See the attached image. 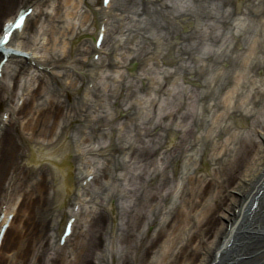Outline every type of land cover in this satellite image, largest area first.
Here are the masks:
<instances>
[{"label": "bare ground", "instance_id": "obj_1", "mask_svg": "<svg viewBox=\"0 0 264 264\" xmlns=\"http://www.w3.org/2000/svg\"><path fill=\"white\" fill-rule=\"evenodd\" d=\"M78 2L0 0V26L34 8L29 32L9 44L27 57L9 58L0 78V104L17 101L0 121V214L15 215L0 264L31 249L45 264H264V0H193L209 5L204 15L190 0ZM212 87L225 98L205 110L226 111L223 133L249 130L214 137L211 170L190 157L178 172L177 160L210 138L196 130ZM26 205L24 228L43 210L45 223L31 248L18 232L3 260ZM87 207L88 229L67 261L58 253Z\"/></svg>", "mask_w": 264, "mask_h": 264}, {"label": "rangeland", "instance_id": "obj_2", "mask_svg": "<svg viewBox=\"0 0 264 264\" xmlns=\"http://www.w3.org/2000/svg\"><path fill=\"white\" fill-rule=\"evenodd\" d=\"M127 2L128 0H117V3L118 2ZM76 2H78V0H76ZM190 4L191 6H193L194 10L197 12V13H200L201 15H204L206 14V12L209 11L210 7L208 8L209 5H201L200 3H196V2H193V0H190ZM79 3V2H78ZM100 4V3H99ZM82 7H84L83 4H79V9H81ZM43 10L45 12H50L51 14H54V11L53 10H50L49 9V4L47 3L45 6H43ZM64 11V9H63ZM62 11V12H63ZM30 18H33V16H31ZM44 18L45 16H43L41 22L44 21ZM240 18H244L243 16H240ZM162 20V17H159V16H156L155 18V22H158L160 23ZM41 22H38L39 24L35 26V31H36V28H40L42 23ZM238 23V22H236ZM29 24V23H28ZM55 24V23H54ZM58 22H56L55 25H57ZM29 28H30V24L29 26L26 28L25 30V33L29 32ZM34 33V32H33ZM85 39V37L81 38L79 40V42H77V47L80 46V43L83 42ZM20 42L22 43V40H20ZM236 55V54H235ZM201 65L202 64H208L207 62H203L200 63ZM136 65L137 64H134L133 67L136 68ZM214 66V65H213ZM215 68H218L219 71H222V70H227V67L223 66V65H217V66H214ZM173 71V70H172ZM218 71V70H217ZM123 72V71H122ZM212 73H210L208 75V78L212 77ZM261 78H264V74L263 76L261 77H258L257 80L260 81ZM23 82V81H22ZM214 87V86H213ZM211 90H209L208 92H210L209 94L212 95V100L209 101V103H207L206 105L204 104H199V112H200V119H199V129L196 130V136H201V135H209L210 138L206 141H198L199 145H198V149H196V151H190L186 154V156H183L180 157L178 160H177V171H181L182 168H186L188 170L189 167H191L193 165L194 162H192V160H190V157H192V159H196L200 162V160L203 158L204 161L206 162V166L209 170H211L213 168V165H210L209 164V160H210V156L211 154L213 153V149H212V146H213V143H216L217 141V138H214L217 134H219V132H222L223 134V137H221V139H219L220 142H224L226 143L227 142V139L230 138L231 136H233L235 133H244V131H247L249 130L247 127H237L234 125L231 126V130H228L227 133H223L224 131H222L221 129H223L225 127V124L227 122V114H226V111L224 110H215L214 111H211V112H208L207 110H205V106H207L208 104H211V105H214L215 101L217 100H223V98H225V96H223V98H218L219 97V92L218 90H216L215 88H213ZM238 89V88H237ZM230 90V89H229ZM229 96V95H228ZM70 98L73 97V94H70L69 95ZM252 97V95L250 96H246L243 97V99L245 101H247L248 99L250 100V98ZM247 99V100H246ZM232 101V104H231V107H233L234 103H235V96L233 97V99L231 100ZM16 99L12 98L10 100V103H1L0 104V121L2 119V115L7 113V108H9L10 106H14L15 103H16ZM253 107L252 106H249V110H251ZM22 120V119H21ZM213 139H215L213 141ZM24 167L28 168L29 166L27 165H23ZM115 172V170H114ZM174 175V174H173ZM172 175V176H173ZM32 179V177H31ZM176 179L178 180L179 179V176L176 177ZM174 179V186H176L178 184L177 180ZM34 180V179H33ZM105 178L102 177V181H104ZM87 211L83 213V215L80 217V221H79V224L77 225L78 227H76L75 229V232H74V237L72 238L71 241H69L65 247V249L61 252H59V256H62L64 259L66 258L67 261L71 260V259H74V255L72 254H75V250H78V244L80 242V240L84 237V235L86 234V231L88 229V222L90 221V218L88 215L89 213V209L87 207L86 209ZM29 208L28 206L26 205L25 207H22L20 209V212H19V215L17 216V218L15 219L13 225H12V228L11 230L9 231V234L5 240V247L4 249L2 250V256H3V260H6L8 257H10L12 254H13V251L11 249H9V245H11L13 243V241L15 240L16 238V234L18 232H23L25 233V231L27 232V241L26 242H22L23 244V249L27 248L30 246L31 248V242H34L33 241V238L35 237V234L38 233V231L42 229V224L43 222L45 223V218H44V210L41 211L39 214H36L35 216H31V226H30V223L28 224V226L26 228L25 227V221H26V217L28 216L29 214ZM51 214L48 216V221L51 220ZM79 220V218H78ZM155 229V227H152L151 229V233H153V230ZM46 237H47V247H48V254L51 252L50 249L52 246L55 245V241H56V237H55V234L53 235L52 232H49L48 233V236L46 234ZM168 239H172V235L169 237H167L166 239H162V244H161V247L162 246H166L167 245V241ZM26 245V246H24ZM63 248V247H62ZM32 250V249H31ZM28 251V252H25L24 254V257L23 259H21V261H19L18 264H45L43 261H41L40 259H35L34 257V253L32 251ZM2 260V261H3ZM5 262V261H4ZM3 262V264H4ZM5 264H9L8 262H5ZM62 264V263H60Z\"/></svg>", "mask_w": 264, "mask_h": 264}, {"label": "snow or ice", "instance_id": "obj_3", "mask_svg": "<svg viewBox=\"0 0 264 264\" xmlns=\"http://www.w3.org/2000/svg\"><path fill=\"white\" fill-rule=\"evenodd\" d=\"M103 3L108 4L109 0H103ZM23 22H24V17H23V15H21L19 17V22L16 24V27L17 28L23 27ZM11 27H12L11 25H8L6 27L0 26V31L3 32V35H0V46H6L14 38H18V37H14V35L11 31ZM5 119H7V117H5Z\"/></svg>", "mask_w": 264, "mask_h": 264}]
</instances>
